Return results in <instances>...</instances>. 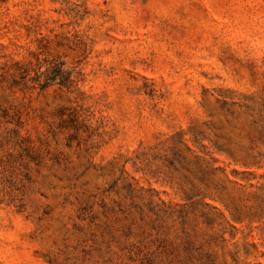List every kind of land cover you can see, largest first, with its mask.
Returning <instances> with one entry per match:
<instances>
[{"label": "rangeland", "instance_id": "1", "mask_svg": "<svg viewBox=\"0 0 264 264\" xmlns=\"http://www.w3.org/2000/svg\"><path fill=\"white\" fill-rule=\"evenodd\" d=\"M37 54L74 83L0 90V264H264V0H0Z\"/></svg>", "mask_w": 264, "mask_h": 264}, {"label": "trees", "instance_id": "2", "mask_svg": "<svg viewBox=\"0 0 264 264\" xmlns=\"http://www.w3.org/2000/svg\"><path fill=\"white\" fill-rule=\"evenodd\" d=\"M2 58L3 56L0 55V61ZM35 59L37 64L36 68L32 71L18 61L11 60L10 62L6 61L3 63L0 66V90L12 92L14 89L19 88L21 91L27 89L44 91L54 85L68 89L72 87L74 83L73 73L67 68L65 62L56 58L41 59L40 54H37ZM16 77H18V81ZM0 116H3L9 125L17 126L19 124L17 114L11 107L2 108L0 106ZM13 131L18 136V130L13 129ZM216 170L220 169L217 168ZM203 198L205 199L207 196Z\"/></svg>", "mask_w": 264, "mask_h": 264}]
</instances>
